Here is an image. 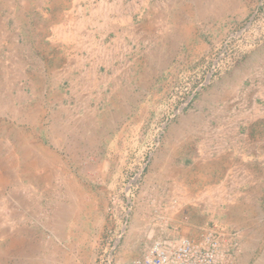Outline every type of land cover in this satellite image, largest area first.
<instances>
[{
	"label": "rangeland",
	"instance_id": "rangeland-1",
	"mask_svg": "<svg viewBox=\"0 0 264 264\" xmlns=\"http://www.w3.org/2000/svg\"><path fill=\"white\" fill-rule=\"evenodd\" d=\"M104 1L102 39V0H0V231L38 264H100L107 249L141 264L184 242L215 245L216 264H264V0ZM57 27L102 39L110 58L59 42ZM182 182L254 209L179 204Z\"/></svg>",
	"mask_w": 264,
	"mask_h": 264
},
{
	"label": "bare ground",
	"instance_id": "bare-ground-1",
	"mask_svg": "<svg viewBox=\"0 0 264 264\" xmlns=\"http://www.w3.org/2000/svg\"><path fill=\"white\" fill-rule=\"evenodd\" d=\"M45 1V0H44ZM218 1V0H217ZM221 3L222 2H227L228 0H220ZM145 2V1H144ZM193 2V1H192ZM200 2V1H199ZM198 2V3H199ZM101 3V2H100ZM197 3V4H198ZM201 3V2H200ZM224 4L225 8H226V4L225 3H222ZM44 5V4H43ZM168 5V4H167ZM198 6V5H197ZM111 7L110 5H108L106 3V1L102 0V6H100L98 9H95L93 14L97 16V14L100 16L103 17V20H104V23L102 25V28H100L102 30L101 32V38L103 39L104 38V34H106L108 32V30L112 29L114 25L110 24V25H106V22L107 20L109 19V15L108 12L111 11ZM168 7V6H167ZM191 9V8H190ZM82 21V20H81ZM112 22V21H111ZM128 22V21H127ZM78 24V23H77ZM85 24H92V21L90 20H84L83 22L80 23V26L82 25V27L85 25ZM84 29V28H83ZM75 30V29H74ZM104 30V31H103ZM136 30V29H135ZM152 30V29H151ZM68 31V30H67ZM100 31V30H99ZM55 33L57 35V38H58V41L61 42V43H64L65 44H71L73 43V47L75 48H83V49H86L90 55L92 57H95V56H100L101 59L104 60H108L110 58L109 56V53L107 52L106 53V50L105 48L102 46V39L100 41H96L95 38L89 34L88 36H86V42H82V43H79V37H80V34L79 33H65V30L63 27H57L55 29ZM133 33V32H132ZM55 35V36H56ZM84 36V35H83ZM136 36V35H135ZM82 37V36H81ZM81 39V38H80ZM83 39V38H82ZM81 39V40H82ZM138 40V39H137ZM51 41V40H50ZM140 41V40H139ZM53 42V41H52ZM57 42V41H56ZM55 44V43H53ZM65 47V46H64ZM158 54V53H157ZM157 56V55H156ZM153 58V57H152ZM156 57H154L155 59ZM156 61V60H155ZM154 61V62H155ZM118 73V72H117ZM8 84V83H7ZM232 86V85H231ZM233 87V86H232ZM227 89V88H226ZM236 89V88H235ZM238 89V88H237ZM236 89V91H237ZM233 90V89H232ZM230 89V91H232ZM234 92V91H233ZM258 109V108H257ZM91 119V117H90ZM101 120V119H100ZM94 122V121H93ZM80 123V121H79ZM87 123V122H86ZM85 125V124H84ZM91 125V124H90ZM89 125V126H90ZM60 126V125H59ZM88 126V125H87ZM187 126V125H186ZM187 128V127H186ZM186 128L182 129V130H179L178 132H176L175 134V137L179 138V137H182L183 135H185L186 133ZM66 132L72 130V127L70 126H66ZM202 129V128H201ZM88 131V130H87ZM191 133V132H190ZM192 134V133H191ZM68 135V134H67ZM92 135V134H91ZM69 136V135H68ZM87 136V135H86ZM72 137V136H71ZM77 137V136H75ZM84 137V136H83ZM85 138V137H84ZM90 138V136H89ZM219 140V139H218ZM10 145V146H9ZM7 146H9V149H10V153H13V151L15 150L14 149V145L8 143ZM175 146V145H174ZM173 146V147H174ZM24 151H26L27 153H31L33 151V149H31V147L29 145L27 146H24L23 148ZM250 151V150H249ZM40 152V151H39ZM39 152H35L34 155H33V164H37V163H41L43 162L44 160V155L45 154V151L44 150H41V153ZM206 152V151H205ZM208 152V151H207ZM246 152V151H245ZM260 154V153H259ZM262 154V152H261ZM11 155V154H10ZM208 155V154H207ZM222 156V155H221ZM247 156V155H246ZM250 156V155H249ZM53 157V156H52ZM211 157V156H210ZM8 158L10 159L11 156H8ZM209 158V157H208ZM44 159V160H43ZM218 159V157L216 158ZM205 160V159H204ZM45 162V161H44ZM43 162V163H44ZM161 163V160L159 161ZM259 162V161H258ZM217 167H219L221 164H223L224 162L219 159L217 162ZM230 163V162H229ZM227 163V164H229ZM47 164V163H46ZM256 164V163H255ZM263 164V163H262ZM4 165L3 161L0 160V167ZM235 164H231V165H227V169L228 171H230V173L234 172L236 173L234 178L237 179L236 181H242L240 176L238 175V170L236 171L234 167ZM242 165V164H241ZM163 170L166 169V165H163ZM239 166V165H238ZM41 167V165H40ZM249 167V166H248ZM261 167V166H260ZM15 171L18 173L19 172V168L16 166L15 168ZM240 169L242 170V168L240 167ZM254 169V168H253ZM50 170H52V166L50 167ZM173 170V169H172ZM214 170V169H213ZM244 170V168H243ZM191 171V170H190ZM218 171V170H217ZM247 172V171H246ZM216 173V172H215ZM248 174V173H247ZM1 175V174H0ZM15 176V175H14ZM256 176V175H255ZM262 176V175H261ZM66 177V176H65ZM233 177V176H232ZM249 177V176H248ZM264 177V175L262 176ZM261 177V178H262ZM11 178V177H10ZM58 178V176H57ZM245 179V177L243 178ZM14 180V179H12ZM232 180V179H231ZM253 180V179H252ZM256 180V179H255ZM185 182V181H184ZM182 182V184L178 185V190H177V201L179 204H186V203H203V201L207 204V206H210V208H212L213 210L217 211L218 210V206L220 204H229V205H235V208L233 209H236V211H247V212H252L253 209H254V206L252 204H250V200L249 199H244L246 201H242L244 203V205L240 206H237L236 207V204H237V196H230V194L228 192H226L224 189L220 188V187H212V188H209L208 190H206L204 193L202 194H199V195H192L187 189H186V186H185V183ZM245 183V181H244ZM13 184V183H11ZM241 184V183H240ZM243 184V183H242ZM241 184V185H242ZM247 184V183H246ZM10 185V182H9V179L7 178L3 183H0V202L3 203L4 202V192L5 190L7 189V187ZM218 185V184H217ZM263 185V184H262ZM233 186V185H232ZM235 187V186H234ZM260 187V185H259ZM236 188V187H235ZM258 188V187H257ZM256 189V188H255ZM23 192V191H22ZM248 192V191H247ZM16 193V192H15ZM15 193L12 192L11 195L9 196V201H12V202H16V203H20V199L17 198L15 196ZM231 193V192H230ZM249 194V193H248ZM258 194V192H257ZM260 194V193H259ZM243 195V194H242ZM256 195V194H255ZM246 196V195H245ZM242 197V196H241ZM253 197V196H252ZM22 200V199H21ZM254 201V200H253ZM86 202V201H85ZM189 207V206H188ZM195 209V207H194ZM193 209V210H194ZM199 209V208H197ZM203 209V208H202ZM175 211V210H174ZM219 213V211H217ZM230 214V213H229ZM13 217V216H11ZM211 217V216H210ZM262 217V215H261ZM17 217L16 215L12 218L13 220H15ZM219 218V217H218ZM6 219V218H5ZM18 219V218H17ZM136 220V219H135ZM1 222V221H0ZM2 225V224H1ZM143 225V223H142ZM61 226V225H60ZM64 226V224L62 225ZM3 227V226H2ZM55 227V226H54ZM65 227V226H64ZM53 230V229H52ZM250 232V231H249ZM7 233V232H6ZM6 233H3V231H0V260L2 258H5V259H19L20 261H22L23 264H38L37 261L34 260L33 258V255H35V253L37 252V250H35L34 248L31 249V251H26L24 249H22L23 246H21V244L19 242H16L15 240H13L12 238L9 237V235H6ZM258 234V233H257ZM264 234V233H263ZM239 235V234H238ZM241 236V235H239ZM151 237V236H150ZM248 241H250L249 239H247L245 242H244V245L247 246L248 245ZM251 245V244H250ZM209 247V246H208ZM256 247V246H255ZM258 249V248H257ZM168 250V249H167ZM253 251V250H252ZM251 255H252V252H251ZM151 256V253L149 254V258ZM240 256V255H239ZM238 256V257H239ZM245 256V255H243ZM254 256V255H253ZM240 258V257H239ZM220 259V258H219ZM250 259V258H249ZM26 260H28L26 262ZM240 262V260H239ZM21 263V264H22ZM242 263V262H241ZM247 263V262H246Z\"/></svg>",
	"mask_w": 264,
	"mask_h": 264
},
{
	"label": "built area",
	"instance_id": "built-area-1",
	"mask_svg": "<svg viewBox=\"0 0 264 264\" xmlns=\"http://www.w3.org/2000/svg\"><path fill=\"white\" fill-rule=\"evenodd\" d=\"M220 56L217 58L210 69L211 74L207 76L208 81L211 80L218 70L222 69V60ZM206 250H198L189 242H184L179 249L165 251L162 248L156 247L141 264H216L215 245ZM113 249H107L104 256L101 258L100 264H113Z\"/></svg>",
	"mask_w": 264,
	"mask_h": 264
}]
</instances>
